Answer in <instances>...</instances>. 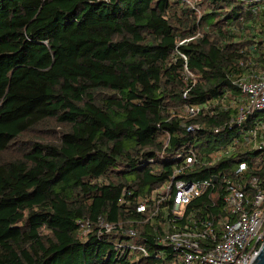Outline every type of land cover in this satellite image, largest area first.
<instances>
[{
  "label": "trees",
  "instance_id": "16d2710c",
  "mask_svg": "<svg viewBox=\"0 0 264 264\" xmlns=\"http://www.w3.org/2000/svg\"><path fill=\"white\" fill-rule=\"evenodd\" d=\"M185 1L0 0V264L153 262L129 244L171 256L136 207L186 149L232 146L176 176H217L198 200L215 198V218L224 174L264 188V150L232 145L260 120L237 122L234 80L264 67V0ZM191 103L200 112L178 116ZM42 123L58 130L6 154Z\"/></svg>",
  "mask_w": 264,
  "mask_h": 264
},
{
  "label": "built area",
  "instance_id": "2783aa9c",
  "mask_svg": "<svg viewBox=\"0 0 264 264\" xmlns=\"http://www.w3.org/2000/svg\"><path fill=\"white\" fill-rule=\"evenodd\" d=\"M194 1L185 2L193 7ZM185 74L186 80L195 81L192 72L186 69ZM234 83L246 95L239 99L237 122L247 113L264 110V67L249 69ZM200 107L191 103L178 116H195ZM261 130H264V118L241 133L232 145L242 142L246 147L264 150V136H259ZM231 149L232 146L220 148L211 157L199 156L193 149H186L182 162L174 166L171 177L137 204V211L159 227L160 243L170 246L173 253L168 257L160 251L150 256L144 246L129 244L128 248L136 259L152 258L150 264H249L252 261L264 242V188L256 183V177L246 180L240 175L233 178L223 175L224 194L217 207V218L209 212L216 206L215 198L212 197L210 202L198 201L215 189L217 176H213L216 181L213 177L197 180L176 178L193 165L213 164L229 154ZM245 168V162H239L236 173L241 174ZM100 225L106 230L111 228L102 221ZM82 227L86 233L88 223ZM127 233L135 235V230L128 229Z\"/></svg>",
  "mask_w": 264,
  "mask_h": 264
},
{
  "label": "rangeland",
  "instance_id": "374dc122",
  "mask_svg": "<svg viewBox=\"0 0 264 264\" xmlns=\"http://www.w3.org/2000/svg\"><path fill=\"white\" fill-rule=\"evenodd\" d=\"M202 10L199 8L197 10V15L199 16L201 14ZM241 97H245V94L240 95ZM259 118H264V112H259L258 115ZM57 127L53 124V123H42L40 125H38L35 129L29 131L28 133H26L22 139H19V141L14 144L9 151L6 153L8 154H18L17 152V148L19 145V142L22 140H27L26 138H35V139H39V140H46V139H50L53 134L55 133V131H57ZM242 133V132H241ZM84 228V227H83Z\"/></svg>",
  "mask_w": 264,
  "mask_h": 264
},
{
  "label": "water",
  "instance_id": "95a60500",
  "mask_svg": "<svg viewBox=\"0 0 264 264\" xmlns=\"http://www.w3.org/2000/svg\"><path fill=\"white\" fill-rule=\"evenodd\" d=\"M260 112H264V110H261ZM213 181H216V177H213ZM249 264H264V242H262L258 252Z\"/></svg>",
  "mask_w": 264,
  "mask_h": 264
}]
</instances>
